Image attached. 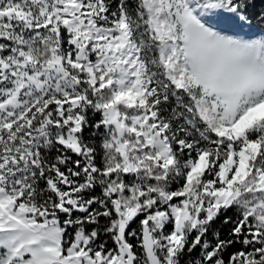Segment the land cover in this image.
I'll return each mask as SVG.
<instances>
[{
  "label": "snow or ice",
  "instance_id": "1",
  "mask_svg": "<svg viewBox=\"0 0 264 264\" xmlns=\"http://www.w3.org/2000/svg\"><path fill=\"white\" fill-rule=\"evenodd\" d=\"M256 4L0 0V264H264Z\"/></svg>",
  "mask_w": 264,
  "mask_h": 264
},
{
  "label": "trees",
  "instance_id": "2",
  "mask_svg": "<svg viewBox=\"0 0 264 264\" xmlns=\"http://www.w3.org/2000/svg\"><path fill=\"white\" fill-rule=\"evenodd\" d=\"M261 8H264V4L260 3L259 0H257L256 10L259 11ZM98 193H99V190H97V194ZM226 215L232 216L233 215V211H229L228 213H226ZM222 219H223V217H221V219L216 222V224L214 225V227H221L222 226ZM137 223H138V221H137ZM137 223H134L132 225V227L135 228L137 226ZM229 227H230V225H228V226H222V236H224V235L227 234V231H228V228ZM101 239H105V237H102ZM108 246L111 247V241L110 240L108 241ZM238 248H240V245L237 244L232 249H229V251L231 252V251H234V250H236ZM226 256H227V254H226Z\"/></svg>",
  "mask_w": 264,
  "mask_h": 264
},
{
  "label": "bare ground",
  "instance_id": "3",
  "mask_svg": "<svg viewBox=\"0 0 264 264\" xmlns=\"http://www.w3.org/2000/svg\"><path fill=\"white\" fill-rule=\"evenodd\" d=\"M258 29L256 28L254 31H257Z\"/></svg>",
  "mask_w": 264,
  "mask_h": 264
},
{
  "label": "rangeland",
  "instance_id": "4",
  "mask_svg": "<svg viewBox=\"0 0 264 264\" xmlns=\"http://www.w3.org/2000/svg\"><path fill=\"white\" fill-rule=\"evenodd\" d=\"M255 30V29H254Z\"/></svg>",
  "mask_w": 264,
  "mask_h": 264
}]
</instances>
